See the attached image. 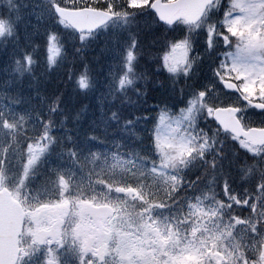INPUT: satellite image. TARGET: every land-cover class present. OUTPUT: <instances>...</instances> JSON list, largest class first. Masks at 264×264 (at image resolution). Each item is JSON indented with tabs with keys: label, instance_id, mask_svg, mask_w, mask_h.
<instances>
[{
	"label": "snow or ice",
	"instance_id": "1",
	"mask_svg": "<svg viewBox=\"0 0 264 264\" xmlns=\"http://www.w3.org/2000/svg\"><path fill=\"white\" fill-rule=\"evenodd\" d=\"M0 52V264H264V0H0Z\"/></svg>",
	"mask_w": 264,
	"mask_h": 264
},
{
	"label": "trees",
	"instance_id": "2",
	"mask_svg": "<svg viewBox=\"0 0 264 264\" xmlns=\"http://www.w3.org/2000/svg\"><path fill=\"white\" fill-rule=\"evenodd\" d=\"M102 44L103 43L100 40L96 44V46L93 45L92 48L86 50L84 53L85 59L89 61V63L93 64L94 66L97 65V62L99 65H105L106 64L105 60L107 62V59H105L106 53H105V50ZM78 63L79 61H77V64ZM62 76H63V73H57L51 77L42 78L41 83H40V89L42 93L50 98H53L56 95L63 93L64 96H63L62 106L66 107L73 113L79 109L82 103H89L92 109H95L97 107V105L95 104L94 98L88 101L74 98L71 91L67 90L65 88V85L61 83ZM165 99H171L173 102H176L175 98H169V95L166 91L160 88L154 87L153 83L149 82L148 96L146 98V102L144 103V107L157 105V104H159L160 107H163L164 105L161 103V101ZM170 106H171V103L169 104V108ZM87 123H88V120L85 119L83 121L84 126H87Z\"/></svg>",
	"mask_w": 264,
	"mask_h": 264
},
{
	"label": "rangeland",
	"instance_id": "3",
	"mask_svg": "<svg viewBox=\"0 0 264 264\" xmlns=\"http://www.w3.org/2000/svg\"><path fill=\"white\" fill-rule=\"evenodd\" d=\"M106 2H108V0H75V3H72V0H65V3L67 4V6H71L70 8H74L77 5L80 7H83L85 4L87 5H96V4H105ZM0 68H2L4 61L7 59V54L0 52ZM5 103L4 99L2 97H0V106H3V104ZM251 111V110H249ZM258 112V110H257ZM253 119L258 123L260 120V116L259 115H255L253 117ZM219 191V189H217Z\"/></svg>",
	"mask_w": 264,
	"mask_h": 264
}]
</instances>
